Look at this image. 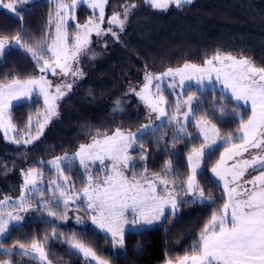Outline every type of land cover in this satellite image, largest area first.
Listing matches in <instances>:
<instances>
[{"label":"trees","instance_id":"1","mask_svg":"<svg viewBox=\"0 0 264 264\" xmlns=\"http://www.w3.org/2000/svg\"><path fill=\"white\" fill-rule=\"evenodd\" d=\"M84 7L77 12L79 24H85L91 13L86 14ZM126 7L129 11L123 31L114 27L115 36L112 32L102 37L92 35L91 46L84 50L87 53L81 54L75 62V68L83 76L75 77L72 92L59 105V117L49 123L39 138L29 144L22 141L15 144L5 141L0 133V201L6 196L15 202L14 198L22 190V175L30 169L41 173L38 181L43 185L60 178L50 162L75 154L80 145L98 133L99 136L111 135L119 128L137 130L144 126L146 111L138 102L136 92L146 82V73L160 76L169 68L174 70L186 62L202 65L217 52L246 57L256 67H264V0H193L180 8L173 5L167 10L153 9L144 0H109L106 22L114 13L124 17ZM18 8L20 14L16 16L0 13V37L6 36L12 41V37L19 35L24 45L12 46L0 56V85L9 84L13 79L23 81L42 75L27 49H38L52 41L54 13L51 3L38 1L24 7L18 5ZM106 26L110 27L108 22ZM74 27L69 24L67 30L74 32ZM50 56L47 53L45 58ZM153 81L154 84L166 83L172 78ZM173 92L182 93L184 99L195 96V117H191L184 132H179L177 123L166 121V115L158 126L139 136L130 150L137 165L132 170L140 172L147 168L148 175L157 176L171 161V178L178 186H183L181 181H186L190 174L187 157L192 147H199L202 142L194 126L200 116L206 114L220 135L228 137L229 133L237 134L241 119L246 121L251 111L225 92L222 95L219 88L199 89L192 85L181 89L179 86ZM161 93L166 97L170 113L175 109V101L168 91ZM44 110V100L38 94L12 106L9 115L17 129L13 132L15 137L28 138L30 120L31 137H36V121L39 117L40 123H44ZM224 149L225 145L220 144L205 155L198 177L206 196L215 203H185L189 200L184 199L185 193L181 190L176 193L182 200L179 199L181 203L175 215L166 213L167 218L153 228L128 231L122 247L114 245L112 237L90 223L68 224L61 222L59 217L44 215L41 208L35 207L32 196L19 214L21 223L11 226L0 240L3 245L0 264H44L26 256L22 252L24 249L19 247L23 244L31 249L33 241L45 247L49 264H95L72 248L69 243L72 239L90 247L107 264H166L168 260L190 254L212 213L225 202L221 186L210 176V170ZM140 153H145L146 159H141ZM62 161L65 164L60 181L68 178L63 180V185L77 189L84 185V171L76 164V159ZM132 170L128 173L130 178ZM11 208L21 210L19 204ZM55 208L65 209L62 202ZM78 213L85 215L83 211Z\"/></svg>","mask_w":264,"mask_h":264},{"label":"snow or ice","instance_id":"2","mask_svg":"<svg viewBox=\"0 0 264 264\" xmlns=\"http://www.w3.org/2000/svg\"><path fill=\"white\" fill-rule=\"evenodd\" d=\"M81 0H72L68 5L61 0L57 5L56 16L59 21L56 24V36L52 44L40 46L38 49L28 48L33 58L37 62L42 75L28 80L13 79L9 84L0 85V129L5 133L6 139H11L13 143L25 144L32 143L33 139H38L42 134L45 124L56 113V100L66 93L62 91V87L71 89L72 84L56 85L55 93L51 94L49 89L53 85L46 79L44 73L51 71L52 75L63 74L67 76L71 74L73 77H82L83 73L79 69L73 68L69 61H77L78 54L82 51L89 41L92 32L101 35V24L104 22L105 5L108 0H83L93 10H99L100 23H94L89 20L87 24L77 28H82V32H78L71 49L69 48V38L67 35V17L76 8ZM192 0H144L153 9L167 10L171 6L180 8L185 3H191ZM17 0H0V6L8 9L9 12L19 15L16 7ZM21 5H27L29 0H19ZM135 7V5H131ZM129 9L126 7L124 19H121L119 13H114L108 20L109 25H118L123 31L125 20L127 19ZM63 13V15H62ZM51 22V21H50ZM112 32V28L107 29ZM113 36L116 33L112 32ZM17 45L23 47L19 35L11 38ZM9 46V38H0V55H3L5 48ZM47 53H51L50 57H46ZM59 69V73L57 72ZM164 77H171L172 83L168 85L170 88L176 87V79L179 78V86L181 89L185 86V81L195 80L197 84L203 86L206 80L208 84L219 83L222 85V95L225 91L231 92V97L236 101H243L245 105H251V116L245 121L241 119L237 134H228V138L223 141L225 151L221 154L215 166L212 167V174L223 182L222 198L226 197L222 207L212 213L209 222L204 226L199 240L193 245L190 254L177 258L175 261L168 260L166 264H264V154H251L250 158H243L245 153H249L251 149H264V67L257 68L247 58H236L230 54L215 53L211 58L204 61L203 66H197L185 63L183 67L175 70L169 68L160 76H153L146 73V83L139 92L136 93L151 112L156 113V119L166 116V101L161 93L160 84L155 85L157 92L153 94L150 90L153 80L160 81ZM214 78V79H213ZM39 89L40 95L44 97L45 110L43 113L44 123H40L38 117L36 121V137H31L32 124L29 121V136L9 137V132L17 131L11 123L9 108L13 100L22 98H31L33 91ZM133 91H135L133 89ZM196 101L194 95H190L186 100L177 101L175 112L171 116V120L175 121L179 132L186 130V125L190 117H195L196 109L193 103ZM119 104V101H117ZM182 107L186 111L182 112ZM199 108V103H197ZM223 115V108H221ZM183 116L184 123H181L179 116ZM198 130V137H203L199 147H192L188 155V166L190 174L186 181V189H181L185 195L194 197L193 200L184 201L185 203H193L196 200H203L206 196L205 191L196 182L198 169L208 149H212L220 139V131L214 124L207 120L206 114L200 116L195 123ZM151 124H145L138 133L123 132L116 129L114 134H104L101 138L99 133L92 138V143L80 145L79 150L75 153V157H58L50 163L55 167L57 173L62 176L61 169L62 160L79 159L80 165L85 169L86 174L89 173V162L99 161L104 165L105 160L111 162L110 174H106L102 180H94L91 174L87 175V182L82 189V193L75 197L68 193L71 188H64L59 180H51L49 183L55 185L50 189L55 195L59 192V198L55 201L56 206L62 202L66 210L69 200L75 203L76 200H83L87 205L86 211L92 213V223L102 231L111 234L114 245H124L125 226L152 225L155 221L166 219V210L168 214L175 215L181 201L176 198L177 189L169 188L170 177L172 175L171 161L161 174L155 178H150L144 173V168L140 175H133L129 179L124 169L135 168L137 165L132 163L133 157L130 155L132 146L136 143L139 136H143L151 129ZM156 131V129H152ZM143 147V145H141ZM141 159H146L145 153L139 154ZM241 159H237V158ZM231 161V163H229ZM108 167V166H106ZM258 171L259 175H255L250 180H243L248 170ZM41 173L30 169L25 173L22 192H41L37 184V179ZM67 181V177H64ZM173 185L175 181H171ZM11 198L5 197L0 201V205L7 204ZM210 203H215L211 197H208ZM19 207L24 210L26 207L25 196L19 198ZM41 206L46 207L45 204ZM84 205H78L83 207ZM48 214L55 216L56 213L52 209H48ZM130 214V215H129ZM0 214V237L9 231L10 221H19L22 217L13 215L11 211L6 214ZM79 219V218H78ZM55 235V232L53 233ZM72 248L77 249L83 254L85 260L94 261L95 264H107L106 260L101 259L95 251L87 247L75 239L69 241ZM3 245L0 244V247ZM24 249L27 255L28 249L23 244L19 245ZM31 254L43 262L47 260L44 248L36 241L30 245ZM7 264V262H5Z\"/></svg>","mask_w":264,"mask_h":264},{"label":"rangeland","instance_id":"3","mask_svg":"<svg viewBox=\"0 0 264 264\" xmlns=\"http://www.w3.org/2000/svg\"><path fill=\"white\" fill-rule=\"evenodd\" d=\"M38 1H47V2L51 3L52 6H53V13H54V24H53V26H54V30H53V28H52L53 36H52V41H51V43H50V44H52V42H53V40L55 39V36H56V24H57L58 22H60V21H59V18L56 16V12H57V5H58V3L61 2V0H29V3H28V4L36 3V2H38ZM192 1H193V0H192ZM5 2H7V0H5ZM63 2L66 3V4H68V5H71L72 0H63ZM108 2H109V0H108ZM18 5H20L21 7H24V5H21V4L19 3V0H17V3H16V7H17V9H19V8H18ZM83 5L85 6L84 8H85V13H86V14H89V13L91 12V13H90V16L87 17V19H86V23H85V24H87L89 20H93L94 23H100V21H99V19H98V17H99V10H98V9L93 10L92 8H90V7L88 6V3H85V2H83V0H81V2L77 4L76 8H75V9L69 14V16L67 17V27L69 26V24H74V25H75V27H74V32H69V31L67 30V35H68V38H69V41H70V44H69V48H70V49H71L72 43H74V41H75V37H76L77 33L83 31L82 28L78 29V28H77V25H81V26L85 25V24H79V23L77 22L78 19L76 18V16H77V12L80 10L81 6H83ZM107 6H108V3L105 5L104 22L101 24V29L103 30L102 33H101V35L97 36L95 32H92V33H91V35L89 36V41H90V42H89L86 46H84V48L82 49V51L78 54L77 60L79 59V57H80L81 54H86V53H87V52H85L84 50L87 49L89 46H91V38H92V35H96L97 37H102V36H104V34H106V33L108 32L107 29H108L109 27H107V26L105 27V23L108 22V21L106 22V18H107V17H106ZM1 12H3V13H7V14H9V15L16 16V13L9 12L8 9L3 8L2 6H0V13H1ZM62 15H63V13H62ZM121 19H124V17H122ZM107 20H109V19H107ZM110 27H111V28H114V27H119V26L113 24V25H110ZM71 34H73V36H71ZM0 38H2V37H0ZM16 45H17V44H16L14 41H9V46H7V47L5 48L4 53H5L6 50H8L9 48H11L12 46H16ZM4 53H3V54H4ZM219 53H222V54H230V55H232L233 57H236V58H246V57H238V56H236V55H233V54H231V53H227V52H219ZM50 55H51V53H50ZM0 56H2V55H0ZM247 59L250 60V61L253 63V61H252L251 59H249V58H247ZM75 62H76V61H69V63L72 64L73 68H75V64H76ZM186 63H190V62H186ZM184 64H185V63H183L182 65H180L178 68L183 67ZM190 64H194V63H190ZM253 64H254V63H253ZM194 65H197V66H203L204 63H203L202 65H199V64H194ZM254 65H255V64H254ZM257 68H258V67H257ZM176 69H177V68H176ZM174 70H175V69H174ZM57 72L59 73V69H57ZM46 74H48V75H46ZM44 75H45L46 79H47V80L53 85V87H52L51 89H49V92H50L51 94H54V93H55V86H56V85L72 84V87H71L70 90L67 89L66 87H62V91H64L66 94H65L64 96H62V97H60V98H58V99L56 100L55 103H56V113H57V114H56L55 116H52V117L49 119V121L45 124L43 130H45V128L49 125V123H50L51 121H53V120H55V119H57V118L59 117V105H60L61 101L64 100V98H65L66 96H68V95L72 92V88H73V85H74V83H75V82H74L75 77H73L71 74H69V75H67V76H64L63 74L52 75L51 71H47ZM213 79H214V78H213ZM145 81H146V80H145ZM172 82H173V81H170V82L167 81L166 83H165V82H162V83H159V84H160L161 92H162L163 90L168 91L169 94L172 95L173 101H175V105H176V102H177L178 100L182 102L183 100H186V99H184V98L182 97V93H176V92H173V89H174V88H170V87H168V85H169L170 83H172ZM145 83H146V82H144V84L141 86V88H140L137 92H139L141 89H143ZM155 85H156V84H154V81H153V82H152V85L150 86V90H151V92H152L153 94H155V93L157 92V89H156ZM178 85H179V78L176 79V87H179ZM192 85L195 86V87H197V88H199V89H205V88H213V89H214V88H219L220 90H222V85H221V84H219V83H215V82H214V84H208V82H207L206 80L204 81L203 86L200 85V84H197L195 80H191V81L186 80V81H185V86H184V87H189V86H192ZM176 87H175V88H176ZM137 92H136V93H137ZM179 92H180V89H179ZM225 93L231 97V92H230V91H225ZM35 94H38L39 97L42 98V99L44 100V97H43L42 95H40V93H39V89H36L35 91H33L32 95H31V98H32L33 95H35ZM136 97H137L138 102H139L142 106H144V108H145V111H146V123H145V124H151V126H152V128H153V127L158 126L161 122L164 121L163 117H161L159 120L156 119V115H157V114L151 112L150 109L145 105V103L140 99V97H139L138 95H136ZM31 98H22V99H20V100H13V101L11 102V107L9 108L8 112L10 113V110H11L12 106H14L15 104H19V103H21V102H23V101L30 100ZM231 98H232V97H231ZM164 99H165V101H167V100H166V97H164ZM232 99H233V98H232ZM233 100H235V99H233ZM235 102L238 103V104L243 105L244 107L250 109V111H251V105H250V104L245 105V104L243 103V101L238 102V101H236V100H235ZM165 108H166V110L168 109V105H167V103H166V105H165ZM186 110H187L186 108H183V107H182V112H183V111H186ZM174 112H175V109H173V111H171L170 113H169L168 110H167V113H168V114H167V116H166V117H167V118H166V121H170L171 123H172V122H175V121H172V120H171V116H172V114H173ZM250 116H251V115H250ZM180 117H182V120H181L180 122H181V123H184V121H183V116L180 115L179 118H180ZM190 121H191V117L189 118V122H190ZM189 122H188V123H189ZM188 123H187V124H188ZM195 123H196V122H195ZM145 124H144V125H145ZM142 127H143V126H142ZM142 127H141V128H142ZM141 128H140V129H141ZM119 129L122 130V131L125 132V133H127V132L138 133V131L140 130V129H137V130H128V129H123V128H119ZM0 133L3 135L5 141L10 142V143H13L11 139H6V138H5V133H4V131H3L2 129H0ZM197 133H198V130H197ZM112 134H114V133H112ZM112 134H111V135H112ZM103 135H104V134H103ZM103 135H100V137L102 138ZM8 136H9V137H15V135H14L13 132H9V133H8ZM220 137H221V138L217 140L216 145H214L212 149H208V150H206V152H211L212 150L216 149L220 144H223V141H224L225 139L228 138V137H223V136H221V135H220ZM200 139H201V141H202V140H203V137H200ZM90 143H92V139H91L90 141H88V142H87L86 144H84V145H87V144H90ZM15 144H17V143H15ZM132 147H133V146H132ZM78 150H79V149H78ZM78 150H77V151H78ZM77 151H76V152H77ZM224 151H225V149L222 151V153H224ZM76 152H75V153H76ZM222 153H221V154H222ZM251 154H264V149H260V150H257V149H251L249 153H245V155H244L243 158H250V155H251ZM130 155H132L131 151H130ZM69 156H70V157H75V154H73V155H69ZM62 157H64V156H62ZM132 157H133V156H132ZM187 158H188V157H187ZM204 158H205V157H204ZM204 158H203V161H202V163H201V167L197 170V171H198V175H197V177H196V182L200 185V187H202V183L198 182V181H199V180H198V177H199V175L201 174V172H202V170H203ZM237 159H241V158L238 157ZM187 162H188V160H187ZM132 163H134V164L136 165V162H135V158H134V157H133ZM229 163H231V161H230ZM64 164H65V161H61V169H62V167L64 166ZM76 164L81 168L82 171H84V172H82V176H83V178H85V179H84L85 184H86V182H87V175H88V174H91V175L94 177V180H102L106 174H110V171H109L108 169L110 168V164H111V162L108 161V160H105L104 165H101V164L99 163V161H96V162H89V173H88V174H86L85 169L80 165V163H79V159H78V158L76 159ZM106 166H108V167H106ZM214 166H215V164H214ZM214 166H213V167H214ZM52 167H53L54 171L57 173L55 167H54L53 165H52ZM132 169H133V168L124 169V173H125V175H126L129 179H131V178L129 177V174H128V173H129ZM189 171H190V168H189ZM142 172H143V170L140 171V172H139L137 169L132 170V174H133V175H140ZM26 173H27V172H26ZM144 174L147 175V176L150 177V178H155V177H156V176H150V175H148L147 173H144ZM58 175H59V174H58ZM255 175H259V172H258V171L254 172L252 169H249V170H248V173H246L245 176L243 177V180H250V179H252ZM210 176L214 179V181H215L218 185L221 186V188H222L221 190H222V193H223V182L220 181V180H218V179L212 174L211 170H210ZM59 177L61 178L60 175H59ZM22 178H23V184H24L25 173H23ZM38 178H39V177H38ZM60 178H55V179H53V180H59V183H60L64 188H69L70 186H67V185L64 186V185H63V180H64V178H62V182L60 181V180H61ZM173 179H174V178H171V177H170V183H169V185H168L169 188H172V187L175 186V188L178 189L177 192H181V189H186V184H184L183 186H178V184H176V181H175V184L173 185V183L171 182ZM37 184H38L39 188L41 189V192H35V193H33V192H28V193H24V192H22V190H21L20 195H19L17 198H14L15 202H11V200H9V202H8L7 204H2V205H0V214H3V215L5 216V219H7L6 214H7V212H9V211H11V212L13 213V215H18V216H19V214H20L23 210H12L11 206H12V205H17V204L20 203L19 198H20L21 195H24V196H25V201H26V203H27V202L29 201V199L33 196V198L35 199V201L33 202L34 205H35V207H36L37 209H38V207L41 208V212H42L44 215H46V216H48V217H50V218H53V217H55V216H56V217H59V220H60L61 222H66V221H67L68 224H76V225H78V224H82V223H90L91 225H93L94 227H96L98 230H100L101 232H103V233H105V234H107L108 236L111 237V234H110V233H107V232H105V231H102L100 228H98L95 224L92 223V218H91V217H92V213L86 211L87 205L84 203V201H83L82 199H81V200H76L75 203H73L72 200H69V204H70V206H68V208H67V210H66V217H67V218L65 219V218H64V216H65V209L55 208V207H56L55 201L59 198V192H56L55 195H54L53 192L50 190V189L55 188V185H51L50 183H49V184L46 183V185H43L42 183L40 184V181H38V179H37ZM85 184L82 185V186H79L78 189H77V188H74V187L71 185L70 188H71V191H72V192H71V191H70V192H71L72 194H70V192H69L68 194H69L70 196H72V197H75L77 194L82 193V189L84 188ZM22 188H23V186H22ZM177 192H176V193H177ZM182 193H185V192L182 190ZM184 195H185V194H184ZM5 197H6V196H5ZM5 197H4L2 200H4ZM48 197H49V198H48ZM184 197H185V198H184L185 200H193V199H194V197H192V196H188V195H185ZM176 198H177L178 201H179V199L182 200L181 197L178 198V197L176 196ZM182 198H183V197H182ZM225 200H226V197H225ZM195 202L209 203V200H208V197L205 196V198H204L202 201H201V200H196ZM42 204H45L46 207L41 206ZM82 204H83L84 206L78 208V205H82ZM26 207H27V206H26ZM75 207H76V208H75ZM48 209H52V211H54V212L56 213V215H55V216L49 215V214H48ZM82 209H83V210H82ZM78 211H83L85 215L78 213ZM168 212H169V210H166V213H168ZM78 218H79V219H78ZM162 220H163V219H161V220H159V221H155L152 225H145V226L130 227V225H126V226H125V234H126L128 231H130V230H132V231H136V230H144V229H150V228H153V227H155L157 224H159L160 222H162ZM21 221H22V219L19 220V221H10V222H9V229H10V227L13 226V225L20 224ZM208 222H209V221H208ZM208 222H207V223H208ZM207 223H206V224H207ZM206 224H205V225H206ZM7 233H8V232H7ZM7 233H5V235H4L3 237H0V240L3 239V238L6 236ZM41 246H42V245H41ZM42 247L44 248V251H45V253H46V255H47V260H46V261H43V262L40 261V262H41V263H44V264H49V263H48V252H47V250L45 249L44 246H42ZM73 249H74V248H73ZM75 250H77V249H75ZM77 251H78V250H77ZM22 252L24 253V250H22ZM78 252H79V251H78ZM28 253H29V254H27L26 256H29V257H31V258H34V259L38 260V258H35V257L31 254V249H28ZM79 253H80V252H79ZM80 254H82V253H80ZM82 255H83V254H82ZM175 260H176V259H175ZM175 260H173V261H175ZM38 261H39V260H38Z\"/></svg>","mask_w":264,"mask_h":264}]
</instances>
